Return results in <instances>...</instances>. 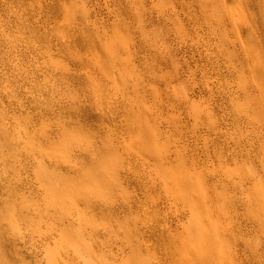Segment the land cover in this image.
<instances>
[{"label": "rangeland", "instance_id": "obj_1", "mask_svg": "<svg viewBox=\"0 0 264 264\" xmlns=\"http://www.w3.org/2000/svg\"><path fill=\"white\" fill-rule=\"evenodd\" d=\"M263 160L264 0H0V264H245Z\"/></svg>", "mask_w": 264, "mask_h": 264}, {"label": "bare ground", "instance_id": "obj_2", "mask_svg": "<svg viewBox=\"0 0 264 264\" xmlns=\"http://www.w3.org/2000/svg\"><path fill=\"white\" fill-rule=\"evenodd\" d=\"M243 209L245 264H264V160L257 171L249 172L245 177Z\"/></svg>", "mask_w": 264, "mask_h": 264}, {"label": "snow or ice", "instance_id": "obj_3", "mask_svg": "<svg viewBox=\"0 0 264 264\" xmlns=\"http://www.w3.org/2000/svg\"><path fill=\"white\" fill-rule=\"evenodd\" d=\"M70 145L68 146V148L70 149ZM82 203H83V207H84V211L88 214H91L92 213V207L90 206L91 205V201L90 199L85 196L82 198Z\"/></svg>", "mask_w": 264, "mask_h": 264}]
</instances>
